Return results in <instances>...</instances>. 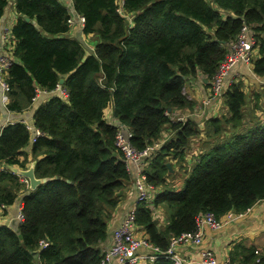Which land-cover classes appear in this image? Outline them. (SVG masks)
<instances>
[{
  "label": "trees",
  "instance_id": "16d2710c",
  "mask_svg": "<svg viewBox=\"0 0 264 264\" xmlns=\"http://www.w3.org/2000/svg\"><path fill=\"white\" fill-rule=\"evenodd\" d=\"M10 2L18 19L4 107L23 114L39 94L48 96L32 115L40 135L33 138L22 120L0 130V207L20 199L23 216L16 229L0 227V264L100 262L117 194L134 181L115 144L119 126L130 132L137 152L168 135L142 172L147 184L163 188L155 204L163 203L167 223L159 228L146 204L134 222L160 251L171 237L194 231L200 214L244 213L264 199V121L245 113L239 83L223 89L227 115L208 120V147L182 189L166 185L172 175L166 164L182 163L200 134L185 113L195 102L184 84L201 75L211 88L244 26L257 43L252 73L264 79V0H124L122 14L117 0H72L83 19L79 37L68 36L72 14L59 0H0V24ZM82 35L94 38L93 49ZM60 79L65 96L56 91ZM108 106L111 122L103 118ZM257 109L256 103L252 112ZM173 114L185 118L172 120ZM31 161L36 178H51L34 190L9 170L27 169ZM255 249L238 244L230 261L264 264Z\"/></svg>",
  "mask_w": 264,
  "mask_h": 264
},
{
  "label": "crops",
  "instance_id": "0c3cea01",
  "mask_svg": "<svg viewBox=\"0 0 264 264\" xmlns=\"http://www.w3.org/2000/svg\"><path fill=\"white\" fill-rule=\"evenodd\" d=\"M59 1L62 2L70 12L69 7L73 6L72 0ZM71 14L72 15L70 20L73 21V25L68 32V36L72 37L75 35L79 37L82 33L83 19L81 23V17H79L75 13ZM74 16H77L76 19L74 18ZM17 19L18 14L16 12L15 5L14 3L10 2L5 9V13L0 24V40L2 44H0V46L4 47V51H2V53L9 58L11 56L13 61L15 60V57L12 56V52L15 48L16 42L11 36V29ZM84 39L85 42L87 39L90 40L89 48L93 49L96 42L94 38H92L91 36H86ZM251 74H253L251 66L249 67L242 63L237 64L229 71L225 79L224 88H227L231 84H241L246 94L248 105V107L245 108V113L248 117L249 115L255 114L258 120L264 121V79L258 78L254 74ZM57 92L60 94L59 90H57ZM209 92L210 83L207 82L203 77H201V75H197L194 79L187 80L184 84L183 93L189 100L195 102V105L192 107L193 109L187 110L185 113H188L193 119H195L197 129L200 134L197 137L191 139L189 148L185 151L182 163L177 164L175 162H170L171 171H169V173L172 175H170L167 179H171L170 177H172L173 180H168V183L166 185L172 188L175 192L182 189L185 178H187L186 174H188L191 168L195 166L199 156L202 155L208 147L206 141L209 139H207V135H202L203 133L200 131V128L204 127L205 129L210 118L227 115V108L223 95L220 98H211ZM46 96H48V94H46L45 92L39 94V99L33 103L30 109L23 112V114H13L5 109L4 103L6 96L5 93H2L0 89V130L7 123L22 120L30 129L31 136L33 137L35 131L37 132L33 125V111L40 104L39 102L42 99H45ZM256 103L258 104L259 109L255 110L253 113L252 108ZM203 116H205L207 121H201L200 118ZM103 118L104 120L109 122L114 121L111 106H108L103 111ZM167 138L168 135L165 133L159 138L158 141L163 142L165 139L167 140ZM33 164L34 162L31 161L28 166H33ZM128 166L131 179H134L136 172L141 168V166H136L135 163H129ZM180 166H183L185 168V175L182 174L183 176L178 177L176 173L178 174L181 171ZM162 190V187H154L153 192H150L151 198L145 203L151 208V210H153V220L156 221L155 224H158L159 228L165 227L167 223V216L163 203L155 204V201L160 197ZM136 195L137 193L133 181L129 182L121 192H118L117 204L111 214V218L108 223V238L106 240L105 246L103 244L102 249H105L109 245L113 230L121 224L130 208L134 205ZM19 202L20 199L17 200L12 206H7L3 210L0 209V227H11L16 222L17 205ZM17 225L18 224L16 223V226ZM202 232L203 241L201 245L178 246L176 248V253L181 256L186 264H200L202 255L207 251H210L213 254L216 259V264H238L237 262L230 261V252L232 251L234 246L238 244L244 247H255V250H257L263 257L264 199L257 202L253 207L247 210L243 217L226 223L220 230L213 231L208 227H204L202 229ZM134 234L139 238L147 237V233L144 231V229L138 226H135ZM157 261L159 260H141L139 264H156Z\"/></svg>",
  "mask_w": 264,
  "mask_h": 264
},
{
  "label": "built area",
  "instance_id": "2783aa9c",
  "mask_svg": "<svg viewBox=\"0 0 264 264\" xmlns=\"http://www.w3.org/2000/svg\"><path fill=\"white\" fill-rule=\"evenodd\" d=\"M123 2L124 0H117V12L120 14H122ZM80 21L82 23V18H80ZM69 23H71V20ZM256 47L257 43L252 36L251 31L247 26H244L237 38L230 43L228 52L219 64L217 72L211 81L209 92L211 98L222 97L223 89H225V79L232 68L239 63L249 67L251 66V61L255 58V52L257 51ZM2 51H4V47L0 46V89L6 96L9 88L5 82V77L7 75L6 72L8 71V67L13 62V59L11 56L9 58L3 54ZM57 90H59L61 95L65 96V93L58 86L56 91ZM174 117L176 121H183L184 119V115L182 114L181 116L175 115ZM174 117L172 120H174ZM38 135H40L39 132L35 131L33 138ZM130 137L131 134L126 128L122 126L118 127L115 136L116 146L120 149L128 164L135 163L136 166H141L136 172L133 181L137 193L135 203L130 208L121 224L113 230L110 243L103 250L102 258L98 264H139L141 260L155 261L159 258L168 259L172 264H186L181 256L175 251L178 246H199L203 241L202 229L204 227L217 231L226 223L232 222L245 215V212H230L222 216L223 218H216L212 213L200 214L196 218V227L194 231L171 237L165 251H160L158 248L154 247L148 242L147 237H136L134 234L136 211L151 198L150 192L152 193L154 189L152 185L146 183L142 172L147 167L146 160L151 158V153L157 151L165 140L163 142L157 141L146 147L143 151L137 152L130 143ZM32 141H34V139H32ZM0 170L5 169L0 168ZM20 181L28 188L29 182L27 179L20 177ZM5 208L6 206L3 205L0 207L1 210ZM22 219L21 203L19 202L17 205L16 223L18 224ZM42 245L46 247L47 244L42 243ZM255 254L259 255V252L255 250ZM256 262H258V259ZM200 264H216V259L210 251H207L202 255Z\"/></svg>",
  "mask_w": 264,
  "mask_h": 264
},
{
  "label": "water",
  "instance_id": "95a60500",
  "mask_svg": "<svg viewBox=\"0 0 264 264\" xmlns=\"http://www.w3.org/2000/svg\"><path fill=\"white\" fill-rule=\"evenodd\" d=\"M70 12L74 14V9L73 6H70ZM26 22L29 21L28 18L24 19ZM253 75V74H251ZM64 79H60L59 80V85L58 87L60 88V85L63 83ZM166 167L168 168L169 171H171V165L169 163L166 164ZM9 170L16 174L17 176L23 177L25 179L28 180L29 184H28V188L29 190H34L37 186H39L40 184H44L48 181L51 180V178H42V179H38L35 177L34 175V171H33V166L28 167L27 169H18V168H14V167H9ZM154 223H156V221H154ZM13 229H16V222L11 226Z\"/></svg>",
  "mask_w": 264,
  "mask_h": 264
},
{
  "label": "rangeland",
  "instance_id": "374dc122",
  "mask_svg": "<svg viewBox=\"0 0 264 264\" xmlns=\"http://www.w3.org/2000/svg\"><path fill=\"white\" fill-rule=\"evenodd\" d=\"M76 17H77V16H76ZM76 17L74 16L75 19H76ZM72 25H73V21L71 20V24H70V26H72ZM86 43H87L88 46H90V40H89V39L86 40ZM263 82H264V81H263ZM184 90H185V89H184ZM179 115H180V114H179ZM174 116H175V114H173V115H169L170 118H173ZM180 116H181V115H180ZM184 118H185V116H184ZM200 119H201L202 122H203L204 120L207 121V119L205 118V116L201 117ZM174 120H175V117H174ZM245 121H246V120H245ZM200 126H201V125H200ZM200 131L203 133V134H202L203 136L207 135V137H208V134L205 132L204 127H201V128H200ZM172 162H173V161H172ZM175 163H176V162H175ZM175 163H174V164H175ZM177 164H178V163H177ZM175 165H176V164H175ZM176 175H177L178 177H179V176H183L182 173H181V171H180L178 174L176 173ZM170 178H171V179H168V180H173L172 177H170Z\"/></svg>",
  "mask_w": 264,
  "mask_h": 264
}]
</instances>
